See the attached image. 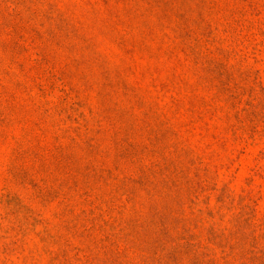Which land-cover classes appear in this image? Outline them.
Segmentation results:
<instances>
[{"label": "rangeland", "instance_id": "1", "mask_svg": "<svg viewBox=\"0 0 264 264\" xmlns=\"http://www.w3.org/2000/svg\"><path fill=\"white\" fill-rule=\"evenodd\" d=\"M0 264H264V0H0Z\"/></svg>", "mask_w": 264, "mask_h": 264}]
</instances>
